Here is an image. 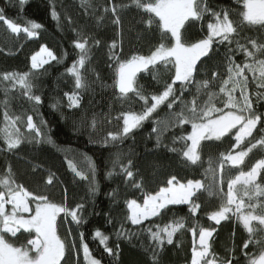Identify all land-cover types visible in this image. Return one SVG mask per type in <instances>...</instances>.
Returning a JSON list of instances; mask_svg holds the SVG:
<instances>
[{"label": "snow or ice", "instance_id": "6c2138e0", "mask_svg": "<svg viewBox=\"0 0 264 264\" xmlns=\"http://www.w3.org/2000/svg\"><path fill=\"white\" fill-rule=\"evenodd\" d=\"M18 3L22 8L26 0H18ZM236 3L242 5V8L221 7L220 10H214L208 6L207 0H130V5L141 10V22L147 26L146 31L152 32L155 25L158 35L156 42L149 45L148 54H141L139 49H133L131 55L125 57L122 50L124 26L121 11L128 8L129 4L116 3L115 0H103V3L95 4L93 0H80L86 15L91 10L97 28L110 15V22L121 38L120 43L114 39L108 45L109 59L114 61V65L110 64L109 67L114 68L116 98L121 101L122 107L127 102L128 110L119 112L115 117L117 121H122V127L106 134L102 140L105 146H115L117 142L122 144L134 130L152 120L156 146L163 143L166 132L180 128L181 134L173 137V143L180 141L184 146L182 149L173 147L169 150L182 151L186 161L197 165L202 159L203 141H221L235 131L231 149L219 155L218 168L212 166L214 161L209 157V168L205 170L206 175L211 177L208 183L200 179H187L182 183L172 175L167 180V186L159 187L154 194L144 190L142 181H134L135 175H138V172L134 173L132 170L135 167L134 161L129 158L126 164L123 163L125 157L132 155L131 151L127 154H114L113 170L106 174L107 177L111 178L115 168L119 166L125 181L143 193L142 204L137 199L125 201L128 209L126 219L132 225L142 226V230L148 233L151 250L145 247L144 251L148 254L150 264H160L163 247L174 243V236L185 229L186 220L178 217L162 227L156 224L155 230L153 226L143 227L144 222L164 214L169 205H187L189 213L195 216L201 208V204L196 202L201 191L207 192L210 197L219 196L221 201L217 210L207 213L209 221L219 226L222 221L234 218L247 233L248 238L240 247L244 264H264V156L257 159L247 171L242 168L245 158L254 149L264 151V128L259 129L261 135L254 142L249 139L253 137L258 125L264 123V113L258 111L259 103L264 101V0H236ZM234 14L236 19L232 18ZM145 15L147 19H144ZM51 16L54 20L60 19L55 6L51 9ZM206 16L210 19L205 30L202 22ZM67 19L72 23L70 16ZM0 22L11 33L23 32L28 38L38 36L37 30L43 27L34 20H27L22 27L13 19L7 18L3 9H0ZM197 22H201L199 35L190 31ZM245 27L258 28L261 32L256 36L242 35ZM86 28L87 26H81L79 30L72 29L76 33L72 44L78 52L77 59L66 69L74 78L73 90L64 93L70 109L82 107L81 93L91 87L84 74L86 65L90 63L91 48L102 46V41L86 31ZM137 39H140V34ZM224 44L229 46L225 54L226 78L225 73L214 70L210 73V79L198 80L200 65L204 63L202 58H210L214 48ZM118 47L121 51H114ZM236 54H242L244 62L237 63L234 59ZM64 58V55L57 56L52 49L41 45L39 51L30 57L31 67L28 71L0 72V92L4 97L0 100V107L3 108L0 139L4 143L0 152L18 150L25 141L36 145L55 143L52 135L44 130L45 121L41 120L38 125L34 122L33 115H27L25 122L22 118L24 113L12 114L11 92L16 90L27 101L34 102V106L39 105L42 97L36 94V81L45 65L53 61L61 63ZM160 66L168 70L170 82H165L161 91L149 93L139 83L138 74L152 71L153 79L159 84L156 70ZM216 67L218 69L219 65ZM248 73L251 74V82L258 89L254 93L249 92ZM204 75L208 77L209 73L205 71ZM177 83L179 89L175 87ZM217 84L218 91L211 90ZM192 86H195V93L190 100H185L184 95L191 91ZM202 96L207 98L203 99ZM136 102H142L139 111L133 110ZM165 103L169 114L161 129V120L153 119V116ZM218 103L223 106L218 107ZM59 104L57 99L51 107L58 110ZM176 105H179V111L175 110ZM25 123L27 134L18 126ZM186 125H190V131H185ZM96 127L95 114L90 122L87 119L80 122V128L89 130L90 136ZM245 141H248L247 147L240 150ZM83 158L86 168L81 167L74 159L66 158V163L75 177L88 182V195L94 197L99 191L96 165L86 153ZM228 166L240 170L235 176H230ZM54 179V174L49 172L45 189L53 185ZM225 180L226 192L223 188ZM108 195L113 196L114 193ZM84 207L83 202L74 207L69 205L67 189H64V198L60 202L55 201L47 191L41 193L30 189L25 183L18 182L16 173L7 164L0 173V264H80L81 252L83 264H102L101 259L93 255L89 244L85 242L83 232L79 234V244L75 239L69 240L72 236L71 229L61 235L69 217L78 227L83 224L81 213ZM187 230L192 233L193 240L191 255L185 264H240L234 243L231 248L226 249L228 254L224 257L218 256L213 250L216 227H204L195 222ZM25 234L27 238L21 240L20 236ZM140 234L125 229L123 224L115 231L117 240L129 242ZM93 238L99 240L105 253L118 257L119 244L115 248L109 247V235L95 229ZM250 247L254 249L251 252L248 251Z\"/></svg>", "mask_w": 264, "mask_h": 264}, {"label": "trees", "instance_id": "16d2710c", "mask_svg": "<svg viewBox=\"0 0 264 264\" xmlns=\"http://www.w3.org/2000/svg\"><path fill=\"white\" fill-rule=\"evenodd\" d=\"M103 3V0H93V3ZM116 3L129 4V7L121 11L123 19L124 35H123V53L124 56H130L133 49H139L141 54H148L149 45L156 42L158 32L155 25L152 32L146 31V25L141 22V10L130 5V0H115ZM209 7L214 10H220L221 7L230 9H241L242 5L236 3V0H207ZM55 6L60 19L54 20L51 16V9ZM0 9L4 10L7 18L13 19L21 26H25L27 20H34L43 25L38 31V36L28 38L23 32L19 34L11 33L7 26L0 22V72L3 71H28L31 67L30 57L35 53L41 45H45L52 49L57 56L64 55L65 58L61 63L50 62L45 65L42 74L36 83L38 88L36 94L41 95L42 101L39 105L34 106V102L27 101L26 97H22L19 92L12 90L11 111L14 115L24 113L23 119L26 122L27 115H33L34 122L38 125L40 121L46 122L45 131L49 132L55 143L54 144H29L27 141L19 146L18 150L13 152H0V173H2L7 164H10L13 171L18 177V182H23L32 190H38L41 193L47 191L51 197L60 202L64 198V189H67V198L70 206L83 202L85 207L81 213L84 218L83 224L79 227L71 222L64 225L61 235L66 234L71 229L72 236L69 240L75 239L79 244V234H85V242L89 244V248L96 258L101 259L102 264H150L148 254L144 248L151 250V242L148 233L142 230V226L132 225L127 220L128 209L125 201L128 199H137L138 203H143V193L132 187L131 183L125 181L124 174L120 173L119 166L114 170L111 178L107 177V173L113 170L112 161L114 154L117 152L129 153L130 157H125L123 163H127L131 158L135 167L132 169L135 175L134 181H142L145 191H158L159 187L167 186V180L175 175L181 182L187 179H200L204 183H208L210 175H206L205 170L209 168V157L213 158V167L218 168L219 155L221 152H227L234 143L235 131L230 135L221 139V141H203L201 162L192 165L182 156V151L173 152L170 148L182 149L183 143L176 141L173 143V137L181 134L180 128L170 129L163 136V143L157 147L155 134H152V120L146 121L143 126L134 130V132L126 138L123 143L117 142L115 146H105L102 143L103 138L109 131H118L122 127V121H117L115 117L119 112L128 110V104L117 99V93L114 88V68L109 65L114 61L109 59L108 45L112 40L120 43L121 38L116 34V28L111 24V16L109 15L103 24L97 28L95 17L91 15L89 9L88 15L85 14L84 8L80 4V0H26L21 6L18 0H0ZM99 12L97 13V15ZM71 17L72 23H69L67 17ZM236 19L235 14L232 17ZM147 19V15L144 16ZM210 17L206 16L202 22L205 30L206 24ZM81 26H87L86 31L95 35L96 39L102 41V46H93L90 52V63L86 65L84 74L91 87L84 90L82 95V107L79 109L68 108V101L65 92H71L74 88V78L66 72L71 66L73 60L77 59V52L72 44L76 38L73 28L79 30ZM201 22L190 28V31L199 35ZM261 30L253 27H245L242 35L256 36ZM140 34V39H137ZM227 44L217 45L210 58L204 59V63L200 65L201 71L197 75L198 80L206 78L210 79L211 71L218 70L225 73L226 64L225 54L227 52ZM235 47V45H232ZM114 51H121L118 47ZM234 59L237 63L244 62L242 54H236ZM217 65L219 68L217 69ZM94 70V71H93ZM159 74L160 83L157 84L153 79V72H144L138 74L139 83L144 85L146 91L159 92L163 88L165 82H170L168 70L160 66L156 70ZM209 73L205 77L204 73ZM249 75V92L254 93L255 84L251 82V74ZM99 77V79L97 78ZM179 89V84L175 85ZM218 91V84L212 88ZM195 93V86L191 87L190 92L184 95L185 100H190ZM179 95V91H177ZM239 93H237L238 95ZM15 97H20L15 99ZM3 93L0 92V100H3ZM206 99V96H202ZM60 101L59 109H53L51 105ZM135 99V97H133ZM218 107L223 105L218 103ZM179 111V105L174 106ZM142 108V102L133 104V110L139 111ZM34 109V110H33ZM258 111L264 113V101L258 105ZM93 114L96 115L97 127L93 134L89 135V130L80 128L81 120L87 119L91 121ZM169 110L167 104L160 106L154 114L153 119L161 120V129L167 120ZM3 124V108L0 107V126ZM21 131L27 134L26 123L18 125ZM185 131H190V125L184 126ZM264 128V123L258 125L254 130L252 142L261 135L259 129ZM248 145V141L241 146L243 150ZM4 147L3 140L0 139V148ZM87 154L92 158L97 169V181L99 186L98 193L92 197L88 195V182L75 177L66 163L67 159H74L75 162L86 168L83 154ZM264 156V151L257 148L254 149L248 157L245 158L243 170L255 163L257 159ZM229 167V175L235 176L240 169ZM49 172L54 174V183L45 189L46 178ZM224 191H227L226 180L223 185ZM108 193H114L109 196ZM197 203L201 204V208L197 210L195 216L189 213L187 205H169L164 214L159 217H151L145 221L143 227L154 226L160 224L161 227L178 217H184L186 220L185 229L181 230L174 236V243L163 247L160 256V264H185L186 259L190 258L192 247V233L187 229L192 227L193 223L198 222L204 227H216L217 232L214 234L215 240L213 250L218 256L224 257L228 253L227 248H231L235 244V254L240 258V264H244L240 247L248 238L243 227L235 221L229 219L222 221L219 226L215 222L209 221L207 213L218 209L221 201L219 196H208L207 192L201 191L198 194ZM62 218V217H61ZM111 221V222H109ZM123 224L125 229L134 232H140L138 237L132 238L131 242L124 239L117 240L115 231ZM95 229H100L109 235L108 246L115 248L119 244L118 257L109 256L104 252L103 246L99 244L98 239L93 238ZM234 233V236H233ZM20 235V234H18ZM26 234L20 236L21 240H25ZM254 249L250 247L249 252ZM80 264H83V254L80 253Z\"/></svg>", "mask_w": 264, "mask_h": 264}, {"label": "rangeland", "instance_id": "374dc122", "mask_svg": "<svg viewBox=\"0 0 264 264\" xmlns=\"http://www.w3.org/2000/svg\"><path fill=\"white\" fill-rule=\"evenodd\" d=\"M40 49V48H39ZM39 49L36 51V52H38L39 51ZM182 183H184V182H182ZM142 204V203H141Z\"/></svg>", "mask_w": 264, "mask_h": 264}]
</instances>
